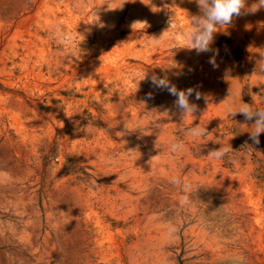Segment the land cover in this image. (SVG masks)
<instances>
[{"label":"rangeland","instance_id":"rangeland-1","mask_svg":"<svg viewBox=\"0 0 264 264\" xmlns=\"http://www.w3.org/2000/svg\"><path fill=\"white\" fill-rule=\"evenodd\" d=\"M120 5L0 0V264L264 263V133L228 115L264 110V8L197 54L172 49L195 0ZM143 72L194 89L193 116Z\"/></svg>","mask_w":264,"mask_h":264},{"label":"clouds","instance_id":"clouds-1","mask_svg":"<svg viewBox=\"0 0 264 264\" xmlns=\"http://www.w3.org/2000/svg\"><path fill=\"white\" fill-rule=\"evenodd\" d=\"M125 0H121V5ZM200 10V15L189 17V25L186 27L181 36V41L178 45H173V48H187L189 50L194 49L197 54L212 51L211 45L214 42V34L221 28L231 24L235 17H239L247 12L255 13L261 8H264V0H257L256 3L251 5L245 12L247 0H195ZM139 25L141 28L147 27V21H136L132 27ZM70 43V38L64 41ZM209 63L216 66L214 58L209 60ZM148 80L154 88L161 90H167L168 93L176 97L174 106L179 109L182 117L193 116V113L197 110V105L191 103L189 97L193 95L194 89L189 88L185 90H178L175 85H172L167 78L158 77L156 75L148 76L147 72L138 74V78L135 80L133 87L135 91L139 87L141 81ZM149 94L148 99H151ZM201 93L195 92V99L199 100ZM237 114H242L246 121H254L252 131H249V138L253 144H259L260 134L264 133V110L254 109L247 103H241V106L237 109H228V115L234 117ZM189 135L195 138H202L207 135L205 127H193L189 130ZM184 144L182 141L172 142L170 144V150L173 152L182 151ZM230 150L231 145L221 146L219 149L211 150L208 154L210 157L220 160ZM175 183H179L178 180H174ZM189 186L185 185L187 189ZM189 196L185 195L184 202L188 200ZM242 264V260L240 261Z\"/></svg>","mask_w":264,"mask_h":264},{"label":"trees","instance_id":"trees-1","mask_svg":"<svg viewBox=\"0 0 264 264\" xmlns=\"http://www.w3.org/2000/svg\"><path fill=\"white\" fill-rule=\"evenodd\" d=\"M264 144V143H263ZM262 264H264V263H262Z\"/></svg>","mask_w":264,"mask_h":264}]
</instances>
